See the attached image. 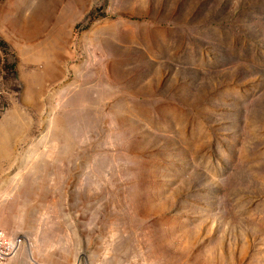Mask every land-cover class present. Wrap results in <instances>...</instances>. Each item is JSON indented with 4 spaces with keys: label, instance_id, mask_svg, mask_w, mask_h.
<instances>
[{
    "label": "rangeland",
    "instance_id": "rangeland-1",
    "mask_svg": "<svg viewBox=\"0 0 264 264\" xmlns=\"http://www.w3.org/2000/svg\"><path fill=\"white\" fill-rule=\"evenodd\" d=\"M0 119V264H264V0H0Z\"/></svg>",
    "mask_w": 264,
    "mask_h": 264
},
{
    "label": "crops",
    "instance_id": "crops-1",
    "mask_svg": "<svg viewBox=\"0 0 264 264\" xmlns=\"http://www.w3.org/2000/svg\"><path fill=\"white\" fill-rule=\"evenodd\" d=\"M6 119H0V138L9 139V132L14 133V121L8 123ZM10 130V131H9ZM15 153L13 150L0 153V184H7L9 181L14 186L15 179Z\"/></svg>",
    "mask_w": 264,
    "mask_h": 264
},
{
    "label": "built area",
    "instance_id": "built-area-1",
    "mask_svg": "<svg viewBox=\"0 0 264 264\" xmlns=\"http://www.w3.org/2000/svg\"><path fill=\"white\" fill-rule=\"evenodd\" d=\"M20 245V239L7 236L0 230V261L15 255Z\"/></svg>",
    "mask_w": 264,
    "mask_h": 264
}]
</instances>
